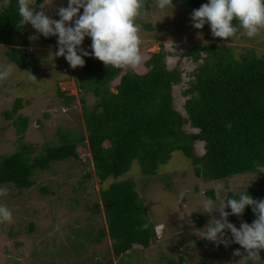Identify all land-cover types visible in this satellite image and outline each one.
Returning a JSON list of instances; mask_svg holds the SVG:
<instances>
[{
	"label": "rangeland",
	"instance_id": "374dc122",
	"mask_svg": "<svg viewBox=\"0 0 264 264\" xmlns=\"http://www.w3.org/2000/svg\"><path fill=\"white\" fill-rule=\"evenodd\" d=\"M9 2L0 0V8ZM39 2L34 0L36 10H43L55 19H59L58 7L67 6V0ZM156 4L157 0H143L142 13L136 21L140 25L143 61L135 67L123 66L111 87L115 91L126 72L146 73L148 58L163 48L168 68L182 72V81L174 86L173 97L175 108L187 117L184 91L202 60L196 61L184 52L195 45L214 42V36L208 24L201 29L193 27L190 17L193 10L186 9L178 0H173L172 9L161 10ZM22 36L29 39V48L38 58L40 71L30 72L10 61L6 56L7 46L0 44V66L13 68L6 79L0 80V157L19 151L23 144L33 146V157L48 143L60 144L64 134L70 139H86L85 111H92L98 99L94 93H86L79 87L78 67L72 68L64 56H53L58 50L57 37H44L30 23ZM91 42L86 37L82 46L88 48ZM226 43L234 47L237 56L248 49L263 56L264 29L255 37L238 34ZM19 98L23 108L7 118L6 111L12 110ZM23 117L29 123L21 132L17 124ZM184 127L188 132L198 131L189 123ZM85 139L78 143L79 159L72 157L54 162L48 169L36 170L31 188L21 191L13 184H0L4 190L0 194V206L12 213L11 220H0V264H243L241 259L246 252L238 243L216 246L200 235L213 218H219V212L202 213L195 209L202 199L212 198L207 192L217 184L225 185L229 192H237L244 185L246 190L264 188V168L255 173L206 180L196 175L192 160L176 150L156 175L146 176L139 161L134 160L121 177L102 182ZM195 150L203 155L205 142L196 141ZM124 179L136 181L145 201V217L157 235L150 247L135 245L117 256L110 236L100 235L107 231V222L103 207L97 209L95 204L101 202L102 188ZM45 187L47 192L43 191ZM181 193H185L183 198ZM256 218L253 213L247 222ZM228 234L231 235L230 230ZM236 249H240V255L235 254ZM260 256L262 259L257 264H264V249L260 250Z\"/></svg>",
	"mask_w": 264,
	"mask_h": 264
},
{
	"label": "trees",
	"instance_id": "16d2710c",
	"mask_svg": "<svg viewBox=\"0 0 264 264\" xmlns=\"http://www.w3.org/2000/svg\"><path fill=\"white\" fill-rule=\"evenodd\" d=\"M178 1L190 11L207 2ZM18 8L19 0H10L0 8V44L7 46L10 61L37 73L38 58L29 48V39L22 36L27 33L28 23L23 24ZM230 39L214 37V42L198 44L184 52L196 61L202 60L184 91L187 117L174 106L173 88L182 81V72L168 68L163 48L148 58L146 73L122 74L115 91L111 84L123 67L85 57V65L77 66V83L82 91L98 97L95 108L85 111L86 139H70L64 134L60 144L48 143L33 157V146L21 145L19 151L0 157V184H13L21 191L31 188L36 170L72 157L79 159L78 143L84 139L102 182L121 177L134 160L139 161L146 176L156 175L176 150L190 158L196 175L206 180L264 168V55L257 56L248 49L237 56L234 47L226 43ZM15 101L12 110L6 111L7 118L23 108L21 98ZM28 123L27 117L21 118L19 131L23 132ZM187 123L198 131L188 132L184 127ZM198 140L205 142L203 155L195 150ZM247 192L255 199H264V188L260 186L250 187ZM207 195L214 197L215 193L211 190ZM100 196L101 202L95 208L103 207L107 222V231L100 235L110 236L116 255L127 253L135 245L150 247L157 232L145 217V201L136 181L117 180L102 188ZM226 210L230 211V207ZM253 213L252 206H246L241 216L230 215L228 219L238 227Z\"/></svg>",
	"mask_w": 264,
	"mask_h": 264
},
{
	"label": "clouds",
	"instance_id": "9594fccd",
	"mask_svg": "<svg viewBox=\"0 0 264 264\" xmlns=\"http://www.w3.org/2000/svg\"><path fill=\"white\" fill-rule=\"evenodd\" d=\"M156 6L172 9L173 0H157ZM142 8L143 0H67V6L58 7L59 19H55L43 10L37 11L34 0H19L18 12L23 24L30 23L44 37H57L58 50L53 56H64L72 68L84 66L85 57L90 55L112 67H135L143 61L140 25L136 22ZM190 17L197 29L210 25L214 37L228 39L241 34L251 38L264 29V0H207ZM86 37L92 41L88 48L82 46ZM12 70V65L0 66V80ZM245 186L230 194L225 185L217 184L215 196L202 199L195 210L219 212V218H213L200 233L203 239L216 246L238 243L246 252L243 264H257L262 259L260 250L264 249V199H255ZM3 191L0 189V194ZM180 196L183 198L185 193ZM216 200L220 201L218 205ZM246 206H252L257 218L251 223L242 221L237 227L228 217L241 216ZM11 219V211L0 206V220ZM235 254L240 255V249Z\"/></svg>",
	"mask_w": 264,
	"mask_h": 264
}]
</instances>
